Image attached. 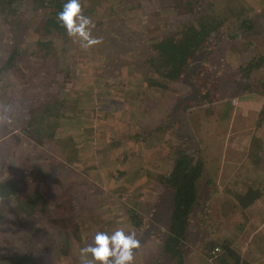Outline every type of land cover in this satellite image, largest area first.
I'll list each match as a JSON object with an SVG mask.
<instances>
[{"label": "rangeland", "instance_id": "374dc122", "mask_svg": "<svg viewBox=\"0 0 264 264\" xmlns=\"http://www.w3.org/2000/svg\"><path fill=\"white\" fill-rule=\"evenodd\" d=\"M29 1L31 0L25 1L26 18L25 15L19 16V19L12 18L9 23L4 21L0 24V64L3 65L9 59L11 49L23 47L25 52L19 68L23 73L25 66H28L33 75V79L26 81L27 92L24 93L19 89H26L22 85L19 86L22 81L21 75L18 74L16 77L11 75L15 69L11 74L8 71L0 74V89L6 90L7 93L5 95L4 91H0V101L11 105L12 120L10 125H0V157H2L0 162L4 165L5 161L14 156L12 161L7 163L10 170L25 163L26 155L40 150L45 151L44 157L47 160L43 158L40 161L39 170L52 175L58 181L62 195L78 196L75 217L78 222H86L87 244L94 241L97 231L111 233L117 228H123L126 232L133 231L129 211L132 207L135 208V202L145 205L146 207L141 206L139 211H143L148 225L143 231H135L142 245L136 250V253L142 254V258L137 260L136 264H152L154 259L152 257L155 256L158 247V244H154V234L161 229L167 231L172 210V196L170 194L162 196L159 193L160 179L172 166L177 150L199 152L197 154L208 159V170L199 182L200 196L204 203L208 202V204L206 211L203 212V220L200 221L198 217L195 224L196 231L188 244V264H218L216 259L219 255L214 259H210L207 255L210 252L208 243L220 244V239L226 235L235 238V246L237 243L238 247L235 250L248 263L264 264V237L263 239L260 237L256 243L258 248L245 245L251 240L253 241L251 243L255 244L254 238L256 240L259 234L264 233V196L256 206L244 212L233 209L234 205L229 206L225 200L227 195H223V199L218 197L227 189H233L235 193L239 192L242 188L240 184L242 174H250V177H253L264 168V164L255 167L257 161H264V121L260 115L264 97L259 93L261 90L258 88V91L249 92L247 96L241 98L229 95L238 85L236 78L238 79L239 76L235 70L241 58L239 61L233 56L223 58V51L219 50L216 58L219 65L214 66L210 63L205 73L199 74L196 68L203 58L201 55L190 72L181 81L170 83L168 89L148 87L150 81H158V78L145 65V50L138 41L137 44L136 38L142 30L145 18L156 15L161 0H139L140 10L128 11H125V8L136 5L138 0H98L99 5L94 11H89L93 10L91 2L94 0H81L83 8L89 9L87 16L95 23L93 35L103 40L102 44L90 49L81 48L78 40L67 35L61 41L46 45L44 48L40 47V44L37 45V41H43L42 31L39 30L41 26L36 24V21L31 27L29 23L36 15L42 17L45 13L41 9L34 10V6L29 4ZM221 3L223 9L232 12V16L236 11L238 18L248 16L252 19L255 25L254 33L247 35L243 40L249 43L248 46L251 45L249 55L264 56V1L221 0ZM249 3L253 8L255 7L254 10H250L252 6ZM51 11L55 10L48 9L47 20L50 19ZM161 14L163 17L168 16L164 11ZM167 20L170 24L184 22L175 15L169 16ZM234 23L232 22L231 25ZM28 28L29 33L25 31ZM39 50H42V54L34 57L32 53ZM256 76L264 80V65ZM17 79L19 80L13 81ZM66 83H71L68 89ZM136 85L139 94L136 96L128 94L130 101L127 100V90ZM206 85L219 89V92H212L213 97L216 94L222 102L226 99L234 103L235 110L227 119L230 120L228 128L225 126L227 121L220 119L221 113L223 115L226 111L223 106L218 105L222 102L212 99L214 102L201 105L199 96L201 89L206 88ZM53 97L58 102L64 101L70 108L69 111H65L67 118H60V127L64 129L60 132L61 136L76 135L78 132L80 134L81 128L96 133L99 131V125L102 128L101 123L108 125L109 133L102 134L100 140L97 138L94 140L95 143L99 142L107 148L102 161L97 162L95 166L99 169L92 170L90 175H84L80 170L69 172L67 165L58 158H47L49 155L46 149H38L37 144L24 133V120L30 109L41 104L40 108H36L38 114L43 110L45 100H51ZM131 101L134 105L130 104ZM134 107L137 114L133 117H136V120L132 118ZM210 110L213 115H206L211 112ZM125 111L127 118L119 120ZM40 117L42 119L43 115ZM47 119L53 122L48 117ZM140 123L148 132L155 131V136L153 135L145 146L134 141L132 129L135 130ZM113 144H119L120 147L113 148ZM126 149L137 150L139 155L133 159V167L128 166L129 170L124 177H121L118 173L119 169H123L121 161L127 154H123ZM108 157L113 158L114 162L105 164ZM142 163H148L147 166L153 164L150 170L154 173L155 182L150 181L151 184L149 183L146 191L141 192L140 195L134 193L128 198L130 194H124V189L130 186V183H134L136 175L141 173V167L137 164ZM236 164L239 168L234 170L232 167ZM0 165L2 166L1 163ZM217 169L222 170L223 173ZM131 172L134 173L133 177H129ZM2 173L4 172L1 170L0 178ZM209 180H212L211 185H207ZM142 185L143 182H139L136 178L134 186L130 187ZM119 194L124 196L120 197ZM10 206V202L5 199L0 202V240L2 237L13 242L15 235L12 232L16 230L17 225ZM94 206L99 207V211L94 210ZM101 212L105 214L102 216ZM257 223L262 228L257 227L254 230L253 226H257ZM238 225H244V228L240 230L237 228ZM10 242H5L6 252L12 249ZM34 243L35 264H80L78 249L72 248L71 255L63 258L57 251H51L48 240H41L37 236ZM40 248L41 250L37 252ZM147 256L150 259H146ZM0 264L10 263L7 260H0Z\"/></svg>", "mask_w": 264, "mask_h": 264}, {"label": "trees", "instance_id": "16d2710c", "mask_svg": "<svg viewBox=\"0 0 264 264\" xmlns=\"http://www.w3.org/2000/svg\"><path fill=\"white\" fill-rule=\"evenodd\" d=\"M25 1L0 0V24L4 21L9 23L12 18L19 19V16H24V12L27 11ZM29 2V4L34 6V10L40 11L39 9H41L45 13L42 16L43 19L40 15H36L32 22L29 23L30 27L35 21L36 24L41 26L39 30L42 31H40L43 34L41 40L44 42L37 41L36 44H40V47L43 46L44 48L46 45L55 44L57 41L64 39L67 33L65 28L58 22L57 14L62 10L67 0H31ZM35 3L40 5V7L35 5ZM91 4L93 10H88L94 11L99 2L94 0ZM249 4L252 6L251 3ZM140 7L141 3L138 0L136 5L127 6L125 11L140 10ZM254 8L252 6L250 10L252 11ZM48 9L55 10L50 12L49 20H47ZM85 10L84 14L87 15L88 10ZM162 11L168 16L163 17ZM155 13V16L145 18L142 30L136 38V42L140 43L137 42V44L141 45L145 50V65L158 78V81H150L148 87L168 89L170 83L181 81L190 72L193 64L201 55H203V58L200 57L201 62L196 69H198L197 73L204 74L210 63L211 65L214 64V66L219 65L216 58L220 50L223 51V58L225 56L228 58L233 56L238 61L241 58L240 62L237 61L235 70L239 76L238 79L236 78V84L238 85L236 89L234 88V92L232 89L233 93L231 92L229 95L241 98L247 96L249 92H256L260 89L259 93L264 97V80H260L256 76L264 65V56L249 55L251 45L248 46L249 43L243 40L247 35L254 33L255 25L252 19L248 16L238 18L236 11L234 13L235 17L232 16V12L229 9L222 8L221 0H161L160 7ZM124 14L125 17L126 13L124 12ZM171 15L179 17L184 22L170 24L167 19ZM24 18H26V15ZM232 22H235L234 25H231ZM23 25L21 26L22 29ZM25 31L29 33L30 29L28 28ZM130 41L132 42V39ZM24 52L25 49L23 47L11 49L9 59L3 65L0 64V74L3 71H8L11 74L12 70L15 69L11 75L14 77L18 74L21 75L22 81H20L19 86L22 85L26 89H19L26 93V81L33 79V75L29 71L30 67L25 66L24 74L22 69L19 68ZM41 52L42 50H39V52L34 51L32 55L36 57L38 54L41 55ZM18 80L13 81L16 82ZM70 84H65L66 89L70 87ZM61 89H63L62 86ZM0 91L4 90L0 89ZM213 91L219 92V89L217 87L213 89L209 86L201 89L199 96L201 105L210 104L214 101L222 102V99H218L216 94L213 97ZM3 93L6 95V90ZM128 94H133L134 96L139 94L138 85L127 90V100L130 101ZM45 101L43 110L38 114L36 113V108H40V101L38 107L30 109L28 116L24 120V133L37 144L38 149H46L49 155L47 158H58L67 165L69 172L80 170L82 174L90 175L92 170H98L99 167L95 166L97 162L102 161L107 147L106 145L102 146L99 142L95 143L94 140L95 138L100 140L103 137L102 134L109 133L108 125L101 123L102 128L99 125V131L96 133L81 128L80 134L78 132L76 135H66L68 137L61 136L60 132L64 129L60 127V118H67L65 111H69L70 108L64 101L58 102L55 97ZM130 104L134 105L132 101ZM233 104L231 100L226 99L224 102L218 103V105L223 106L224 110L226 109L225 112L223 111V115L221 113L220 116V119L227 121L226 128H228L230 123V120L227 119L231 117L235 110ZM135 110V107L132 108V118L134 120H136V117L133 116L137 114ZM210 111L206 115H213L212 110ZM41 115H43L42 119ZM260 115L262 121H264V103ZM214 116L216 117V114ZM47 117L53 122L48 121ZM126 118L127 113L125 111L119 120L122 121ZM136 129H132L134 141L137 144H142V146L147 145L153 135L155 136V131L153 133L148 132V130L144 129L142 123ZM100 136L101 138L99 139ZM84 137H86V140H84ZM115 147L119 148L120 145L113 144V148ZM44 152L40 150L26 155L27 160L25 163L18 165L16 168L12 167L10 170L7 163L12 161L14 156L10 160L5 161L4 165L0 162L2 164V166L0 165V171L4 172L0 178V195L4 197L5 201L10 202L15 224L17 225L16 230L12 232L15 235V241L12 239L13 242H10V239H2V237L0 240V260H7L10 264H35L34 239L37 236L41 240H48L51 251H57L63 258H68L71 255L72 248L79 250L87 245L88 228L86 227V222H78L75 217L78 196L76 194L62 195L58 181L52 175L39 170L40 161L43 158V160H47L44 157ZM124 153L127 154L121 161L123 169H119L118 173L121 177H124L129 170L127 169L128 166L133 167V159L139 155L137 150L131 149L124 150ZM197 153L199 152L194 151L191 153L177 150L173 157L172 166L165 171V174L160 179L159 187H161V190L159 193L162 196L168 194L172 196V210L168 219L167 231L165 232L161 229L154 234V244H158V247L155 256L152 257L154 258L152 259V264H188V244L191 242L192 234L196 231L195 224H197V219L200 217V221L203 220V212L206 211L208 204V202L204 203L199 192V182L208 170V159ZM142 160L145 161L144 159ZM112 162H114L113 158L110 159L108 157L105 164H111ZM147 164H137L141 167V173L136 175L135 181L138 178V181H142L143 185L133 188L130 186H134L135 181L130 183V186L128 185L124 189V194H130L128 198L134 193L140 195L141 192L146 191L150 181L155 182V179H153L154 173L150 170L153 164L148 166ZM255 164V167H257L264 164V161L260 160ZM232 168L236 170L239 168L238 164ZM133 176L134 173L131 172L129 177ZM115 179L118 180L116 176ZM241 179L242 188L239 192L235 193L233 189H227L224 190V193L219 194L218 197L223 199L222 196L227 195L228 197H225V200L229 206L234 205L233 209L246 211L252 206H256V203L264 196V168L253 177H250V174H242ZM212 180H209L207 185H211ZM118 196L123 197L124 195L119 194ZM134 204L136 205L135 208L131 205L132 208L129 211L131 226L133 231H143L148 225V220L143 211H139V208L145 205L140 204V202H135ZM94 210L99 211V207L94 206ZM101 214L103 216L105 212H101ZM257 227L256 225L253 226L254 229ZM237 228L242 230L244 225H238ZM7 241L12 243V249L9 252L4 250L5 242ZM220 241L221 243L217 245L208 243L210 252L207 255H209L210 259L213 258L212 251L215 248H220L221 253L216 259L218 264H249L235 250L234 237L226 235ZM40 250L41 248L37 252ZM159 250L161 252H158ZM141 255V252H135L134 264L142 258ZM42 259L44 260L43 257ZM146 259H150V257L147 256ZM53 260L54 255L52 257Z\"/></svg>", "mask_w": 264, "mask_h": 264}, {"label": "clouds", "instance_id": "9594fccd", "mask_svg": "<svg viewBox=\"0 0 264 264\" xmlns=\"http://www.w3.org/2000/svg\"><path fill=\"white\" fill-rule=\"evenodd\" d=\"M58 22L70 38L78 40L81 48L90 49L103 43L93 35L95 23L84 14L81 0H67L57 14ZM11 105L0 101V125L11 124ZM4 197L0 196V202ZM141 240L135 231L117 228L113 232L97 231L94 241L79 249L80 264H134L136 250Z\"/></svg>", "mask_w": 264, "mask_h": 264}, {"label": "crops", "instance_id": "0c3cea01", "mask_svg": "<svg viewBox=\"0 0 264 264\" xmlns=\"http://www.w3.org/2000/svg\"><path fill=\"white\" fill-rule=\"evenodd\" d=\"M220 172L221 173H223V171L222 170H220ZM225 175V174H224ZM241 184V183H240ZM219 196V195H218ZM252 208H250L249 210H251ZM249 210H246V211H249ZM244 212V211H243ZM257 226H258V228L259 229H261L262 227L260 226V224L259 223H257ZM257 229V228H256ZM255 230V229H254ZM256 233L258 234L259 233V231L257 230L256 231ZM264 235V233L263 234H259V236H258V238L255 240V238H254V242H255V244L254 243H251V242H253L252 240L251 241H248V244H245L246 245V247H249V246H254L255 248H258L257 246H256V243L259 241V238L261 237L262 239H263V236ZM256 237V236H255ZM240 237H238V239H239ZM260 243V242H259ZM235 248H238L237 247V243H236V246H235ZM260 250V249H259ZM262 251L260 250V253H261ZM250 263V262H249ZM251 264V263H250ZM261 264H263L262 262H261Z\"/></svg>", "mask_w": 264, "mask_h": 264}, {"label": "built area", "instance_id": "2783aa9c", "mask_svg": "<svg viewBox=\"0 0 264 264\" xmlns=\"http://www.w3.org/2000/svg\"><path fill=\"white\" fill-rule=\"evenodd\" d=\"M219 253H221V249L215 248L214 251H212V256H213L212 259L216 258L219 255Z\"/></svg>", "mask_w": 264, "mask_h": 264}]
</instances>
